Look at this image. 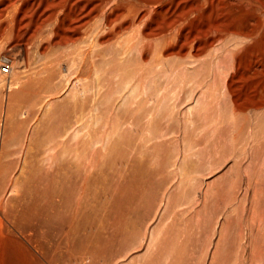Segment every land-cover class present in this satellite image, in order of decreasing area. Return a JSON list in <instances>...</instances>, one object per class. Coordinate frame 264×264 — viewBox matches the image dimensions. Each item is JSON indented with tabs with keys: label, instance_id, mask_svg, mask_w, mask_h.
Returning a JSON list of instances; mask_svg holds the SVG:
<instances>
[{
	"label": "rangeland",
	"instance_id": "obj_1",
	"mask_svg": "<svg viewBox=\"0 0 264 264\" xmlns=\"http://www.w3.org/2000/svg\"><path fill=\"white\" fill-rule=\"evenodd\" d=\"M233 14L174 76L114 44L42 57L0 21V264H264V15Z\"/></svg>",
	"mask_w": 264,
	"mask_h": 264
},
{
	"label": "bare ground",
	"instance_id": "obj_2",
	"mask_svg": "<svg viewBox=\"0 0 264 264\" xmlns=\"http://www.w3.org/2000/svg\"><path fill=\"white\" fill-rule=\"evenodd\" d=\"M6 12L12 15H4ZM233 13L264 15V0H0V21H8V25L2 28V34L13 31L14 37L22 36L27 46L37 49L39 56L47 57L59 46L77 45L79 58L87 64L90 59L100 56L103 45L114 44L123 57L130 55L132 58L135 49L142 58L156 52L159 71H169L173 76L187 71L188 64L196 62L198 57L207 53L215 43H221L229 34L239 36L237 29L228 30L226 26V30L222 29L223 19L213 21L214 24L203 23L206 15ZM261 19L260 29L264 28V18ZM136 29L140 31L137 38L136 34H129ZM251 33L247 32L253 38ZM126 34L129 35L124 38ZM48 66L43 64L40 74L44 76L39 77L45 85H50L55 78Z\"/></svg>",
	"mask_w": 264,
	"mask_h": 264
},
{
	"label": "built area",
	"instance_id": "obj_3",
	"mask_svg": "<svg viewBox=\"0 0 264 264\" xmlns=\"http://www.w3.org/2000/svg\"><path fill=\"white\" fill-rule=\"evenodd\" d=\"M12 72V65L5 57L0 56V73L3 75H9Z\"/></svg>",
	"mask_w": 264,
	"mask_h": 264
}]
</instances>
